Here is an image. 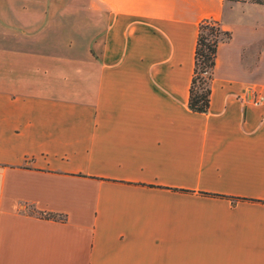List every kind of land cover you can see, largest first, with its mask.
Instances as JSON below:
<instances>
[{
	"label": "crops",
	"instance_id": "1",
	"mask_svg": "<svg viewBox=\"0 0 264 264\" xmlns=\"http://www.w3.org/2000/svg\"><path fill=\"white\" fill-rule=\"evenodd\" d=\"M0 264H264V4L0 0Z\"/></svg>",
	"mask_w": 264,
	"mask_h": 264
},
{
	"label": "trees",
	"instance_id": "2",
	"mask_svg": "<svg viewBox=\"0 0 264 264\" xmlns=\"http://www.w3.org/2000/svg\"><path fill=\"white\" fill-rule=\"evenodd\" d=\"M253 2L264 4L259 0ZM230 37L231 32L221 28L219 21L216 19L205 18L199 22L194 67L188 95V106L191 110L207 112L217 48L221 42L228 40Z\"/></svg>",
	"mask_w": 264,
	"mask_h": 264
},
{
	"label": "built area",
	"instance_id": "3",
	"mask_svg": "<svg viewBox=\"0 0 264 264\" xmlns=\"http://www.w3.org/2000/svg\"><path fill=\"white\" fill-rule=\"evenodd\" d=\"M263 100V96L262 95H258L256 98H255V103H260L261 101Z\"/></svg>",
	"mask_w": 264,
	"mask_h": 264
},
{
	"label": "rangeland",
	"instance_id": "4",
	"mask_svg": "<svg viewBox=\"0 0 264 264\" xmlns=\"http://www.w3.org/2000/svg\"><path fill=\"white\" fill-rule=\"evenodd\" d=\"M251 1L253 2V1H255V0H251ZM259 1H261L262 3H264V0H259Z\"/></svg>",
	"mask_w": 264,
	"mask_h": 264
}]
</instances>
